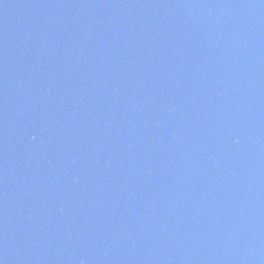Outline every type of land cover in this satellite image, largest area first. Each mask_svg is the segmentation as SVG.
Returning <instances> with one entry per match:
<instances>
[{
    "label": "water",
    "instance_id": "95a60500",
    "mask_svg": "<svg viewBox=\"0 0 264 264\" xmlns=\"http://www.w3.org/2000/svg\"><path fill=\"white\" fill-rule=\"evenodd\" d=\"M0 264H264V0H0Z\"/></svg>",
    "mask_w": 264,
    "mask_h": 264
}]
</instances>
